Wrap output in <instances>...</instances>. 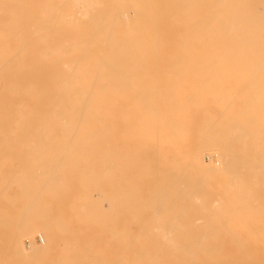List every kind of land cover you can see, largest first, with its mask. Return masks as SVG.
<instances>
[{
  "label": "bare ground",
  "instance_id": "6f19581e",
  "mask_svg": "<svg viewBox=\"0 0 264 264\" xmlns=\"http://www.w3.org/2000/svg\"><path fill=\"white\" fill-rule=\"evenodd\" d=\"M124 1L0 0V264H264V0Z\"/></svg>",
  "mask_w": 264,
  "mask_h": 264
},
{
  "label": "rangeland",
  "instance_id": "374dc122",
  "mask_svg": "<svg viewBox=\"0 0 264 264\" xmlns=\"http://www.w3.org/2000/svg\"><path fill=\"white\" fill-rule=\"evenodd\" d=\"M117 1V0H116ZM128 1V3L130 2V4H132V5H127V3H126V1H124V4H126V8H125V10L127 11V13H128V16H126V18H125V20H127V21H123V23H119V24H121V26H122V28H116V29H112V30H110L111 32H115V33H118V34H128V30L127 29H125L124 28V26H125V24L126 25H128V24H130V23H132V22H135V17H133L132 18V16H130L134 11H135V8H134V4H135V2L134 1H132V0H127ZM146 1V0H145ZM148 1H150V2H152V5H150V7H149V9L151 10V14L153 15H161L162 17H164V19L162 20V21H157V22H159V23H153V25H152V23H151V25L150 26H148L145 30L146 31H144V32H147V33H145V34H147L148 36H150V39H149V44L145 47V49H147L148 51L149 50H151L150 48H152V49H155V46H156V48H158V49H156V50H167L168 52L169 51H171L172 49L174 50L177 46L176 45H178L179 43H177V42H179L180 40H179V36L177 37V35L178 34H180V32H184V29L186 28V26H185V21L183 20V19H180L179 20V22L177 21V20H175V19H173L174 21H168L167 19H166V16H168V14H170L171 13V11L173 12H178L177 10H179L181 7H183L182 8V10L184 9V6L182 5V6H180L179 7V9L177 8V6L178 5H176V8H174V4H171L170 6L169 5H165V3L164 2H162L163 0H158L157 1V5H158V7H157V9L159 10L160 8V12H161V14L159 13V11L155 14V12H156V10L157 9H155L156 7H155V5H156V0H148ZM155 4V5H154ZM154 5V6H153ZM173 5V6H172ZM127 6H129L130 8H127ZM131 6H132V10H131ZM152 6V7H151ZM160 6H162V7H160ZM125 7V6H124ZM165 8V9H164ZM155 9V10H154ZM170 9V10H169ZM131 11V12H128V11ZM134 10V11H133ZM164 10H167V13H166V11H164ZM168 10H169V12H168ZM133 11V12H132ZM163 11V12H162ZM165 12V13H164ZM179 12H181L180 10H179ZM129 13H131V14H129ZM137 13V12H136ZM135 12L133 13V16H135L134 14H136ZM137 15V14H136ZM150 16V15H149ZM149 16H145V18H150ZM130 18H132L131 20H130ZM134 19V20H133ZM172 20V19H171ZM129 21V22H128ZM146 22L145 23H147L148 22V19L147 20H145ZM25 22V21H24ZM85 22H87V21H85ZM165 22H166V25H165ZM125 23V24H124ZM83 24H84V22H83ZM167 24H168V27H167ZM112 25H115V23L114 24H112ZM154 25H156V27L154 26ZM162 25V26H161ZM84 26H86V24L84 25ZM153 26V27H152ZM27 27H25V29H26ZM181 28V29H180ZM74 29V28H73ZM82 29V28H81ZM147 29L149 30V31H147ZM152 29V30H151ZM155 29H157L156 31H155ZM64 31L65 30H63V31H61L60 33H64ZM77 31V30H76ZM83 31V30H82ZM119 31V32H118ZM72 32H73V30H72ZM74 32H75V30H74ZM78 32V31H77ZM84 32V31H83ZM107 32H109V31H107ZM156 32H157V35H158V33H162V34H159L158 35V37H157V40H156V35H154V33L156 34ZM164 32V33H163ZM174 32H176L177 34H175ZM150 33H152V36L150 35ZM166 37H165V36ZM162 37V38H161ZM58 38V37H57ZM166 38V39H165ZM173 38V39H172ZM181 38V40H182V37H180ZM59 39V38H58ZM184 40L183 41H180L181 43H183V42H186L187 43V41H186V39L188 40V38H183ZM191 39V38H190ZM189 39V40H190ZM165 42H167L166 44H165ZM168 42H170V43H168ZM190 42V41H189ZM161 43V44H160ZM180 43V44H181ZM158 44H160V46L161 47H158ZM190 44V43H189ZM189 44H187V45H183V48H186V46H190ZM176 46V47H175ZM192 47V46H191ZM147 51V52H148ZM144 53V56H153L154 54H150L149 52L148 53ZM168 52H166V55L168 56H170L171 54L170 53H168ZM155 56V55H154ZM154 63V64H153ZM144 65L143 66H155V64H157V65H162V64H167L166 62H155V61H146V62H144L143 63ZM146 64V65H145ZM156 65V66H157ZM149 69V68H148ZM150 70V69H149ZM162 81H166L165 79H162ZM161 81V82H162ZM208 157V155L205 157H203V159H204V161L206 162V163H208V161H209V159L207 158ZM212 158H214V157H212L211 156V159ZM216 159V158H215ZM40 212L42 211V210H39ZM37 213H39L38 211H36ZM35 212V213H36ZM113 212H115V211H113ZM112 212V214H115L116 212H118V210L115 212V213H113ZM120 212V213H119ZM119 214H122V213H124V211H121V210H119ZM122 212V213H121ZM126 212V211H125ZM42 213V212H41ZM117 214V213H116ZM117 225H118V222L116 223ZM114 225H115V223H114ZM117 225H116V227H115V229L117 228ZM124 223L123 224H121V225H118V227H121V228H117V229H125V228H122V226L124 227ZM129 225V224H128ZM127 225V227L129 228V227H131V225H129L128 226ZM134 226H135V228H136V230L138 229V226H136L135 224H133ZM132 225V226H133ZM126 227V230H128V228ZM196 227H198V228H196ZM132 228V227H131ZM193 229H195V231H198V230H202V229H204V227H199V225H195L194 227H192ZM109 229V228H108ZM229 229V228H228ZM130 230V229H129ZM132 231H133V228L131 229ZM206 230H208V229H206ZM225 231L226 230V228H216V231ZM134 231H135V229H134ZM230 231H233V232H235L236 234H243V232H244V230L243 229H235V228H230ZM131 234H132V232H130ZM39 236V235H38ZM40 238H41V236H39ZM130 237L131 236H129V237H127V239H130ZM185 238V240L186 241H191V240H194V238L193 237H190V236H186V237H184ZM31 239H35V244H43V240H45V238L44 237H42L41 238V242L39 241V239H38V237H37V234H36V236L35 235H33V237L31 238ZM30 239V240H31ZM208 239H215V240H247L246 238L244 239L243 237H233V236H224V237H213V238H208ZM204 240H205V238H204ZM25 241V240H24ZM32 241V240H31ZM24 243V245L26 246V245H28L26 242H23Z\"/></svg>",
  "mask_w": 264,
  "mask_h": 264
},
{
  "label": "built area",
  "instance_id": "2783aa9c",
  "mask_svg": "<svg viewBox=\"0 0 264 264\" xmlns=\"http://www.w3.org/2000/svg\"><path fill=\"white\" fill-rule=\"evenodd\" d=\"M37 237H38L39 241L41 242L42 241L41 238L39 236H37Z\"/></svg>",
  "mask_w": 264,
  "mask_h": 264
}]
</instances>
